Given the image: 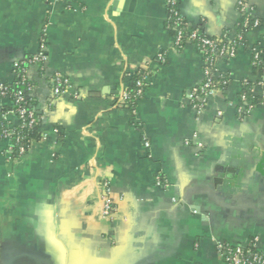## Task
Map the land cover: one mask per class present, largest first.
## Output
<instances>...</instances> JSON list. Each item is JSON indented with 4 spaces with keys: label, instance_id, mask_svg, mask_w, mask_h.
<instances>
[{
    "label": "crops",
    "instance_id": "obj_1",
    "mask_svg": "<svg viewBox=\"0 0 264 264\" xmlns=\"http://www.w3.org/2000/svg\"><path fill=\"white\" fill-rule=\"evenodd\" d=\"M176 2L235 46L201 111L203 59L174 45L165 0H0V88L25 71L44 135L19 159L0 138V264H226L220 247L251 242L264 256V0ZM247 14L259 24L238 42ZM140 71L143 95L118 105ZM11 106L0 91L8 127Z\"/></svg>",
    "mask_w": 264,
    "mask_h": 264
},
{
    "label": "built area",
    "instance_id": "obj_2",
    "mask_svg": "<svg viewBox=\"0 0 264 264\" xmlns=\"http://www.w3.org/2000/svg\"><path fill=\"white\" fill-rule=\"evenodd\" d=\"M166 6L168 8V27L170 30L174 31V45L177 48L182 47L184 44H192L199 54L201 55L203 59V81L201 84L196 86L188 95V98L190 102L193 104L194 108L198 111H201L208 100L209 97L213 96L215 92L218 90L216 89L217 86L213 82L212 78L214 77V74L216 72V69H213V61L214 58H222V57H232L234 54L235 46H226L222 45L221 47H217L214 41L198 36V30L192 31V33L187 36V38L184 39L183 35V29L182 26L185 25L184 19L179 13L177 2L176 0H165ZM238 6L240 7L241 11H244L246 8V5L243 2H239ZM258 21L253 20L249 14L245 15L241 27L240 32L238 34V42L242 40L243 35L248 31L250 28H256L258 27ZM43 59V54H39L37 57L30 60V63H39ZM258 60V56L255 55V61ZM19 78L23 83L26 81L25 77V71L23 69L20 70L18 74ZM148 73L145 71H140L135 74L134 77H137L138 79L135 82V90L134 93L130 94L129 90H124L118 99V105L126 106L127 102L131 99H138L141 98V96L144 93V90L147 85L148 81ZM225 82H222V85ZM53 92L55 95H59L64 93L65 88L67 87L68 83L66 80L62 79L60 76H56L53 79ZM7 88L5 86L0 88V91L4 94L6 93ZM31 87L28 86L26 91H30ZM23 91H18L16 93V103L21 106L19 115L23 116L27 114L29 123L28 125L31 126L40 119V114L36 112V109L34 108V111L37 113L35 115L34 111H31L29 113L26 112V109L21 104L24 103V95ZM41 120V119H40ZM145 148L148 149V144H144ZM21 154L23 150H20ZM111 213V206L110 203L106 200L103 203L102 208V218L108 219L110 217ZM252 246H254L252 244ZM247 248L243 249L241 247H227L222 246L220 247V252L225 260L226 264H250L246 259H244V255L252 257L251 264H264V259L261 254H255L252 255ZM246 251V252H245ZM246 254H245V253Z\"/></svg>",
    "mask_w": 264,
    "mask_h": 264
},
{
    "label": "trees",
    "instance_id": "obj_3",
    "mask_svg": "<svg viewBox=\"0 0 264 264\" xmlns=\"http://www.w3.org/2000/svg\"><path fill=\"white\" fill-rule=\"evenodd\" d=\"M184 23H185V25L182 26L184 39L187 38V36H189L192 33V31H194L196 29V30H198V36L199 37L208 38V39L214 41L215 44L217 45V47H221L222 45L228 46L222 38L207 37L203 32H201L200 29L191 27L185 21H184ZM171 33L174 36L175 33L173 30H171ZM214 59L215 60L213 61V69L215 68V63H216V58H214ZM260 68H261V66L257 67V69H260ZM137 79H138L137 77H133V79L131 80V85L128 88L130 94L134 93L135 82ZM212 80L215 83V85L217 86L216 89L219 90L221 88H224V87H222V82L225 79L217 77L216 72H215ZM28 86H30V84L27 80L25 81V83H23L21 81V79L18 77L13 85L5 86L7 88L6 93L3 94L1 92L4 97H7L12 102V106H11L9 111H11L13 113V116L16 119V124L10 125V127H8L7 123H5V122L0 123V138L8 140L9 145H8L7 151H8L9 157L12 159H19V158L23 157L29 151L32 144L39 142L41 139H43V136H44L41 133L42 121L40 119L37 121V123L29 126L28 125L29 119H28L27 114H25L23 116L19 115V111H20L21 106H19L16 103V96H15L18 91L24 92L23 95H24L25 101L21 105L25 107L26 112L29 113L31 111H34L33 102L30 98V91H26ZM246 90L249 91L250 87H247ZM138 99H140V98H138ZM138 99L129 100L125 107L132 110L135 106V102ZM260 101H261L260 98L253 97L251 95H248V97H247V102L253 106ZM34 113H35V115H37V113L35 111H34ZM3 114H5V111L3 112ZM20 150H23L22 154H21ZM247 250H249L252 255L261 254L255 249L254 246H252V242H251V245L248 247ZM244 259H246L248 261V263L251 264L252 257L244 255ZM263 259H264V256H263Z\"/></svg>",
    "mask_w": 264,
    "mask_h": 264
}]
</instances>
